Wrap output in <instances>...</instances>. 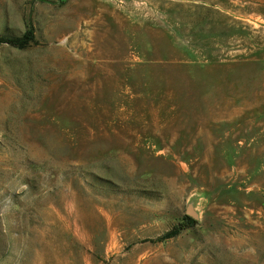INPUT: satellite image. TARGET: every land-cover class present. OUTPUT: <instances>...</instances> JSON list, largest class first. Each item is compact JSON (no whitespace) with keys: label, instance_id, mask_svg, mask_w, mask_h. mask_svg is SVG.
I'll use <instances>...</instances> for the list:
<instances>
[{"label":"rangeland","instance_id":"obj_1","mask_svg":"<svg viewBox=\"0 0 264 264\" xmlns=\"http://www.w3.org/2000/svg\"><path fill=\"white\" fill-rule=\"evenodd\" d=\"M29 33L0 44V264H264V0H0Z\"/></svg>","mask_w":264,"mask_h":264},{"label":"trees","instance_id":"obj_2","mask_svg":"<svg viewBox=\"0 0 264 264\" xmlns=\"http://www.w3.org/2000/svg\"><path fill=\"white\" fill-rule=\"evenodd\" d=\"M32 39L31 33L24 35L22 38H3L0 37V44L2 43H10L13 45H18L20 47H23L28 43L29 40ZM196 223V219L192 216L186 215L181 221H179L171 230L166 232L163 235V238H169L177 235L181 230L189 228L193 226Z\"/></svg>","mask_w":264,"mask_h":264}]
</instances>
